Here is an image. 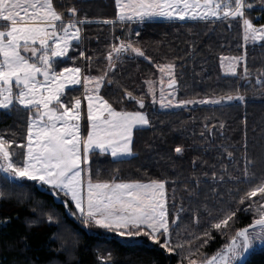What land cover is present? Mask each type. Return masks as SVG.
Returning <instances> with one entry per match:
<instances>
[{
  "label": "snow or ice",
  "instance_id": "snow-or-ice-1",
  "mask_svg": "<svg viewBox=\"0 0 264 264\" xmlns=\"http://www.w3.org/2000/svg\"><path fill=\"white\" fill-rule=\"evenodd\" d=\"M114 7L115 19L92 21L86 15L81 18L82 9L75 4L65 5L58 0H0V113H24L26 125L20 139L14 138L15 133L0 134V173H3L0 182L15 186L20 181H31L47 186L54 196L63 193L67 198L62 201L66 215L74 223L128 241L143 238L141 243L154 245L167 257L175 256L178 264H243L256 243L264 244V167L258 175L257 157L249 155L247 132L240 160L225 150L239 175L230 173L225 166L223 174L213 172L211 177L218 183L233 185L226 193L229 197L226 203L230 206L214 210L204 203L205 225H201L199 210L192 214L193 224L201 231L182 229V214L187 209L183 201L177 206L174 188L171 198L168 195V186L176 184L175 180L94 179V155H107L123 162V158L136 155L133 150L136 132L152 127L149 114L144 111V96H134L125 89L126 98L135 101L141 109L127 111L118 110L101 94L106 84L113 83L109 76L116 72L124 57H139L154 64L138 41L132 39L139 37L140 31H129L124 39L113 34L118 43H111L103 54L106 68L98 75L91 74L93 57L79 50V46L85 39L83 26L94 22L114 26L117 22L143 25L158 18L221 20L228 21L229 28L235 22L242 28V44L238 46L244 51L239 56H220V68L225 76L236 77L242 67V78L249 85L264 89V69L256 70L258 75L253 85L248 67V46L264 48V0H114ZM257 9L259 15H255ZM64 60L72 66L58 68V63ZM77 60L86 63L77 66ZM155 67L159 79L145 81V96H150L151 104H158L160 109L230 104L246 99L239 92L177 99L176 64L168 62ZM75 86L83 88L82 95H69ZM183 151L182 147L175 148L177 154ZM259 159L264 166V154ZM199 185L200 181L195 179L193 187L185 191L190 197L198 198ZM240 185L247 187L242 189ZM213 191L218 201L225 202L218 189ZM5 198L6 193L0 190V199ZM238 213H251V222L235 229L240 219ZM46 220L59 225L58 217L52 213L46 215ZM182 230L186 234L184 238H181ZM65 231L71 230L65 228ZM213 231L220 235L233 234L222 248L208 255L201 250L215 239ZM21 239L24 250H28L27 238ZM69 256L71 259V250ZM97 261L116 264L110 251L98 250Z\"/></svg>",
  "mask_w": 264,
  "mask_h": 264
},
{
  "label": "trees",
  "instance_id": "trees-1",
  "mask_svg": "<svg viewBox=\"0 0 264 264\" xmlns=\"http://www.w3.org/2000/svg\"><path fill=\"white\" fill-rule=\"evenodd\" d=\"M58 2L75 4L81 8V18L86 15L92 21L115 19L114 0ZM259 12L257 9L255 15H259ZM228 24V21L221 20H151L143 25L134 22L122 25L117 22L114 26L94 22L83 26L85 39L79 46V50L93 57L91 74L98 75L106 68L103 54H106L111 43H118L114 41L113 34L124 39L129 31H140L141 35L133 36L132 39L138 41V45L152 57L154 64L139 57H124L116 72L109 76L113 83L106 84L101 94L118 110L127 111L141 109L135 101L126 98L125 89L134 96H144V111L148 112L152 127L136 132L133 149L136 155L123 159V162L107 155H94V179L117 178L144 182L150 179L175 180L176 184L168 186V195L171 198L174 188L177 206L183 201L187 209L182 214V229L187 227L197 232L201 229L193 224L192 214L199 210L201 225H205L204 203L214 210L230 206L226 203L229 200L226 193L233 185L218 183L211 177L213 172L223 174L225 166L230 173L239 175L227 151L233 152L235 159L240 160L245 131L249 155L257 157L258 175L261 167H264L259 159L264 154V89L255 85L258 75L256 70L264 69V48L248 46V67L255 86L242 78V67L238 69L236 77L222 75L219 57L239 56L244 51L238 46L242 44V28L235 22H232L231 28ZM69 55H73V52ZM97 57L100 59L97 60ZM168 62L176 64L180 99H202L236 92L245 95L246 99L244 102L235 101L219 106L198 105L159 110L151 104L149 96H145V81L158 78L159 71L155 64ZM85 63L84 60L76 61L77 66H84ZM65 66L72 64L67 60L58 63V68ZM69 95H81L80 88L76 87ZM25 126L24 113H0V134L15 133L14 138L20 139L25 133ZM176 147H182L183 153L177 154ZM2 178L3 173H0V181ZM195 179L200 181L198 198L190 197L185 191L193 187ZM240 187L243 189L247 185ZM214 188L218 189L225 202L215 198ZM0 190L7 196L0 199V264H28L29 261L31 264H98V250L100 253L110 251L116 264H178L175 256L167 257L150 243H124L116 234L74 223L66 215L67 209L62 201L67 198L63 197V193L54 196L50 189L31 181H20L15 186L0 182ZM48 213L58 217L59 225L47 222ZM238 215L240 219L235 229L251 222V213ZM65 228L71 231H65ZM231 234L220 235L213 231L215 239L209 241L201 251L208 255L214 254L228 242ZM185 235L182 230L181 238ZM53 237L59 239H51ZM21 238H27L30 247L26 251ZM244 264H264V245L253 250Z\"/></svg>",
  "mask_w": 264,
  "mask_h": 264
},
{
  "label": "rangeland",
  "instance_id": "rangeland-1",
  "mask_svg": "<svg viewBox=\"0 0 264 264\" xmlns=\"http://www.w3.org/2000/svg\"><path fill=\"white\" fill-rule=\"evenodd\" d=\"M163 20H166V19H163ZM167 21H171V20H167ZM75 43V42H74ZM219 65H220V61H219ZM221 69V68H220ZM221 73H222V75H224V73H223V69H221ZM159 76H160V73H159ZM159 76H158V78L156 79V81H158V79H159ZM225 76V75H224ZM228 77H233V76H228ZM166 86V85H165ZM76 87H79L80 88V92H81V95L83 94V88L81 87V86H75V88ZM208 98V97H207ZM177 99H180L179 98V89H178V96H177ZM149 100H150V102H151V98H150V96H149ZM227 104V103H226ZM203 106V105H200V104H197V105H189L187 108H191V107H195V106ZM221 105H223V104H221ZM155 106H157L158 108H159V110H165V111H168V110H174V109H182V108H172V109H160V107H159V105L158 104H156ZM204 106H219V105H204ZM83 130V129H82ZM126 158H130V157H125V158H123V159H126ZM113 159V158H112ZM44 187H46V188H48L47 186H44ZM66 237H67V239H68V236L66 235ZM118 238L122 241V242H124V243H137V242H140L143 238H140V240H133V241H128V240H125V239H123V238H120L119 236H118ZM69 245V244H68ZM264 244H260V243H256L255 245H254V247L252 248V250H256V249H258V248H260L261 246H263Z\"/></svg>",
  "mask_w": 264,
  "mask_h": 264
},
{
  "label": "water",
  "instance_id": "water-1",
  "mask_svg": "<svg viewBox=\"0 0 264 264\" xmlns=\"http://www.w3.org/2000/svg\"><path fill=\"white\" fill-rule=\"evenodd\" d=\"M251 252H252V249L249 251V253H247L246 254V256H247V259L249 258V256H250V254H251ZM247 259L243 262V264L247 261ZM238 264H240V262H238Z\"/></svg>",
  "mask_w": 264,
  "mask_h": 264
},
{
  "label": "crops",
  "instance_id": "crops-1",
  "mask_svg": "<svg viewBox=\"0 0 264 264\" xmlns=\"http://www.w3.org/2000/svg\"><path fill=\"white\" fill-rule=\"evenodd\" d=\"M154 20H163V19L158 18V19H154ZM188 20H191V19H188ZM163 21H167V20H163ZM171 21H180V20H171ZM184 21H187V20H184Z\"/></svg>",
  "mask_w": 264,
  "mask_h": 264
}]
</instances>
